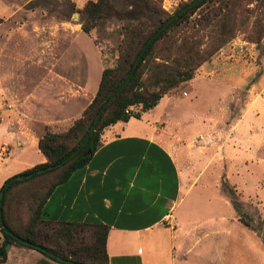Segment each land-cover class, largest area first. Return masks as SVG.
Masks as SVG:
<instances>
[{
  "label": "rangeland",
  "instance_id": "rangeland-1",
  "mask_svg": "<svg viewBox=\"0 0 264 264\" xmlns=\"http://www.w3.org/2000/svg\"><path fill=\"white\" fill-rule=\"evenodd\" d=\"M2 1L18 11L15 14L0 12V128L6 127L15 133L32 129L38 137L47 130L65 132L92 102L97 93L96 82H99L103 70L117 66L119 45L123 39L122 19L135 7L129 0H116L113 2L114 10H109L99 25L86 33L81 24L83 15L78 11L84 6L81 8L82 4L72 0ZM181 1L164 0L163 8L171 14ZM223 12L230 16L234 37L195 72L192 78L196 77L195 81L191 79L181 83L169 92L172 101L165 111L172 120L167 122L169 128L167 131L162 130V133L168 136L170 149L180 162L184 178L201 187L204 179L201 182L200 176L207 174L211 186L219 185L224 189L232 204L237 203L238 215L249 220L252 231L261 237L264 250V164H247L253 172H257V179L240 175L244 167H241L244 165L243 151L238 131H232L233 122L238 120L251 100L249 90L256 86L254 92L264 98V0H229L228 10ZM198 17L199 12L192 17L191 27L180 28L179 33L174 31L172 35L175 33L178 44H181L184 34H188L189 30L200 48L205 50L216 43L211 36L218 27L196 24L199 23ZM258 34L263 35L259 43L256 42ZM79 46L86 49L87 55L86 82L81 92L74 93L71 89H77L76 83L63 85L48 79L46 65L37 67L31 63L49 57L53 61L65 59L66 66L78 64ZM64 48H67L66 51ZM68 48H74V51H68ZM163 48L165 45L161 44L156 50L158 62H166L169 56ZM94 53L102 56V66L92 61ZM179 56L180 53L178 55L174 51L170 63ZM207 77L213 82L210 86H202L208 80L202 78ZM195 87L201 90L197 99L195 93L198 88ZM69 93L71 96H67ZM60 95L63 97L54 103ZM54 96L56 98L51 100ZM46 98H50L51 104L47 113L39 114V109L33 111L32 106ZM162 109L163 106L148 112L143 120L159 114ZM134 112L144 113L141 106ZM198 112L214 118L211 119L214 122L212 129H193L190 117ZM176 118L180 121L185 119L181 127L172 123ZM44 119L49 120L51 125L44 124ZM3 145L8 146V149L13 146L6 141ZM7 152L0 155L7 157ZM31 156L37 158L35 149L25 153V157ZM228 170L230 176L226 178ZM12 175L15 173L9 176ZM224 179L229 184H224ZM50 184L51 180L45 176L15 188L7 205L8 221L13 228L24 231L37 199L47 192ZM229 188L235 189L234 195L228 191ZM2 240L0 230V244ZM89 242V238L79 241L77 250H84ZM46 261L62 264L37 250L15 243L9 247L7 259L4 262L0 260V264H46ZM257 264H260L259 259Z\"/></svg>",
  "mask_w": 264,
  "mask_h": 264
},
{
  "label": "crops",
  "instance_id": "crops-1",
  "mask_svg": "<svg viewBox=\"0 0 264 264\" xmlns=\"http://www.w3.org/2000/svg\"><path fill=\"white\" fill-rule=\"evenodd\" d=\"M72 1L82 4V8L89 0ZM11 9L6 1L0 0V12L15 14L18 11ZM68 49L74 51V48ZM78 52V64L66 66L65 59L53 61L49 57L31 63L37 67L46 65L48 79L63 85L76 83L77 89H71L74 93L81 92L86 82L87 55L81 46ZM92 61L102 66L100 53H94ZM101 77L96 82V91ZM202 79H208L202 86H210L213 82L210 77ZM255 89L253 86L249 90L251 100L233 122L232 131H238L243 151L244 165L241 167H244L240 175L257 179V172L247 165L264 164V98L255 93ZM200 93L198 88L196 99ZM62 97L54 96L51 100L56 98L54 103H58ZM170 100L172 96L168 93L140 118L132 117L127 122L119 121L107 127L89 162L54 189L43 208L45 218L99 221L109 225L110 264H257L258 259L264 264L261 237L240 220L228 193L219 185L211 186L207 174L200 176L201 182L204 179L201 187L184 178L180 162L170 149L168 136L162 133V130L167 131V122L172 120L165 111ZM50 106V98H46L32 109L46 114ZM162 106L159 114L143 120L148 112ZM211 119L214 118L202 112L190 117L194 130L212 129ZM184 121L176 118L172 123L181 127ZM43 122L51 125L49 120ZM37 135L32 129L15 133L6 127L0 128V152L3 142L13 144L7 157L0 155V188L10 174L46 161L38 147L41 136ZM29 149L37 151V158L25 157ZM227 172L226 178L230 176V171Z\"/></svg>",
  "mask_w": 264,
  "mask_h": 264
},
{
  "label": "trees",
  "instance_id": "trees-1",
  "mask_svg": "<svg viewBox=\"0 0 264 264\" xmlns=\"http://www.w3.org/2000/svg\"><path fill=\"white\" fill-rule=\"evenodd\" d=\"M116 0H89L78 11L83 15L82 29L90 33L109 10H114ZM125 1V0H124ZM135 8L122 19L119 60L116 67H106L95 97L73 125L62 133L47 130L38 146L46 161L17 173L5 180L0 188V260L8 257L9 247L18 243L41 252L62 264H110L107 238L110 226L103 222L56 221L45 218L43 208L54 189L66 182L72 173L85 166L101 144L103 131L119 122L140 118L134 110L143 112L156 107L161 99L181 83L191 80L195 72L210 60L234 35L230 26L229 0H182L178 8L169 13L163 8L164 0H129ZM140 9L139 11L137 9ZM199 25H215L218 30L212 38L216 43L205 50L194 35L184 34L178 44V29L191 27L192 17L198 13ZM175 33L172 35V33ZM261 42L263 35L256 36ZM164 44L168 51L166 62H158L157 48ZM174 51L178 58L171 63ZM163 55V54H162ZM164 56L160 57L163 58ZM176 57V55H175ZM127 110L130 113H127ZM48 176L51 184L47 192L36 201V207L24 231L9 223L7 205L15 188ZM224 184H229L224 180ZM231 194L235 189L229 188ZM236 210L237 203L233 202ZM240 220L251 228L249 220ZM89 238L84 250L77 243ZM52 264L51 262H44Z\"/></svg>",
  "mask_w": 264,
  "mask_h": 264
},
{
  "label": "built area",
  "instance_id": "built-area-1",
  "mask_svg": "<svg viewBox=\"0 0 264 264\" xmlns=\"http://www.w3.org/2000/svg\"><path fill=\"white\" fill-rule=\"evenodd\" d=\"M127 113H130V111L127 110ZM7 150H8V146L3 145L0 153L2 154L3 152H5V151H7Z\"/></svg>",
  "mask_w": 264,
  "mask_h": 264
}]
</instances>
